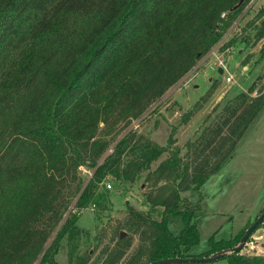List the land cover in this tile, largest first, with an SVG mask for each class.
<instances>
[{
  "label": "trees",
  "instance_id": "trees-1",
  "mask_svg": "<svg viewBox=\"0 0 264 264\" xmlns=\"http://www.w3.org/2000/svg\"><path fill=\"white\" fill-rule=\"evenodd\" d=\"M238 1L0 0V264H33L39 255L37 264H58L63 237L67 264H87L90 252L78 250L84 231L79 210L101 204L106 176L134 180L164 151L168 155L152 170L163 182L161 198L152 202L163 205L161 218L152 214L154 206H129L125 223L138 242L118 232L93 259L138 264L143 256L148 263L195 255L188 250L200 239L193 221L200 206H187L179 190L220 171L232 155L264 108V92L249 97L259 75L202 129L185 161L171 138L163 145L133 130L106 152L110 141L98 130L101 122L140 116L161 98L220 41L250 0L235 7ZM256 21L260 39L264 5L249 23ZM83 165L92 169L86 180ZM260 212L228 237L212 232L209 247L197 256L236 245ZM169 214L183 222L179 231ZM243 245L218 258L264 264V254L242 252Z\"/></svg>",
  "mask_w": 264,
  "mask_h": 264
},
{
  "label": "rangeland",
  "instance_id": "rangeland-1",
  "mask_svg": "<svg viewBox=\"0 0 264 264\" xmlns=\"http://www.w3.org/2000/svg\"><path fill=\"white\" fill-rule=\"evenodd\" d=\"M263 5L264 0H250L220 41L140 116L127 115L115 121L101 122L98 134L110 141L106 152L112 150L116 140L124 133L133 130L136 135L163 145H167L171 138L185 161L189 156L190 143L196 140L205 126L213 122L225 103L238 92L247 90L256 75H259V79L249 92V97L264 92V57L259 58L264 36L255 38L259 21L249 23ZM231 38L234 40L225 46L224 43ZM223 65L226 66L224 69ZM227 76H231V79L228 80ZM231 154L221 165L220 171L200 183L179 190L180 198L200 206L193 215L200 239L188 250V253L195 254L191 256H197L209 247L208 237L212 232L216 238L235 234L264 206V108ZM167 155L168 151H164L134 180L106 176L101 187L105 193L101 204L91 203L79 210L77 224L84 231L79 237L78 250L80 253L90 252L87 264H91V258H95L99 250L121 230L132 235L133 244L138 242L137 235L125 223L129 206L144 211H150V207L154 206L156 209H152V214L157 219L161 218L157 209L162 210L163 205H153L152 202L161 198L157 195L163 190L160 188L163 182L154 178L152 170ZM79 171L85 180L92 174V169L85 165L80 166ZM74 201L69 208L73 207ZM168 222L172 226L174 224V231L184 226L178 217L171 214L168 215ZM263 229L264 222L250 235L242 252L264 254V237L260 236ZM65 243L63 237L56 254L58 264H67L69 255ZM91 248H94L92 254ZM138 264H147L146 256ZM167 264H227V260L217 258Z\"/></svg>",
  "mask_w": 264,
  "mask_h": 264
},
{
  "label": "water",
  "instance_id": "water-1",
  "mask_svg": "<svg viewBox=\"0 0 264 264\" xmlns=\"http://www.w3.org/2000/svg\"><path fill=\"white\" fill-rule=\"evenodd\" d=\"M242 0H239L235 7L238 6ZM221 70V69H220ZM264 217V208L260 212V214L250 223V225L245 229L244 233L240 237L238 243L231 248H225L221 250H217L215 252H212L209 255L204 256H173V257H166V258H159L155 260L149 261L147 264H167L170 262H186V261H210L214 260L218 257H221L225 255L228 252L236 251L242 247V245L246 242V238L248 235L253 231V229L256 227V225L263 219ZM126 231L121 230V235H125Z\"/></svg>",
  "mask_w": 264,
  "mask_h": 264
},
{
  "label": "flooded vegetation",
  "instance_id": "flooded-vegetation-1",
  "mask_svg": "<svg viewBox=\"0 0 264 264\" xmlns=\"http://www.w3.org/2000/svg\"><path fill=\"white\" fill-rule=\"evenodd\" d=\"M194 203H196V202H191V204H186L187 206H192ZM119 234H120V236H122L121 235V231H119ZM124 236V235H123ZM94 252V248H91V254ZM91 264H97L95 261H94V259L93 258H91Z\"/></svg>",
  "mask_w": 264,
  "mask_h": 264
},
{
  "label": "built area",
  "instance_id": "built-area-1",
  "mask_svg": "<svg viewBox=\"0 0 264 264\" xmlns=\"http://www.w3.org/2000/svg\"><path fill=\"white\" fill-rule=\"evenodd\" d=\"M224 15H225V12L222 13V16H224ZM212 52H215V51L213 50ZM223 66H224V65H223ZM223 66H222V68L224 69L226 66H224V67H223ZM227 79L230 80V79H231V76H227ZM40 256H41V255H39V258H40ZM39 258H38V259H39ZM38 259H37L33 264H37Z\"/></svg>",
  "mask_w": 264,
  "mask_h": 264
},
{
  "label": "crops",
  "instance_id": "crops-1",
  "mask_svg": "<svg viewBox=\"0 0 264 264\" xmlns=\"http://www.w3.org/2000/svg\"><path fill=\"white\" fill-rule=\"evenodd\" d=\"M260 236L261 237H264V229H263V232H262V234H260ZM262 241H264V238H263V240ZM251 247H254L253 245H251Z\"/></svg>",
  "mask_w": 264,
  "mask_h": 264
}]
</instances>
